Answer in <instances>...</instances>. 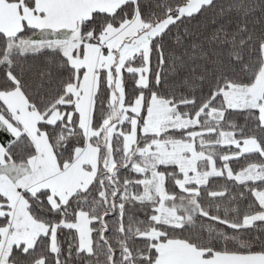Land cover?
<instances>
[{
	"label": "snow or ice",
	"instance_id": "snow-or-ice-1",
	"mask_svg": "<svg viewBox=\"0 0 264 264\" xmlns=\"http://www.w3.org/2000/svg\"><path fill=\"white\" fill-rule=\"evenodd\" d=\"M0 264H264V0H0Z\"/></svg>",
	"mask_w": 264,
	"mask_h": 264
}]
</instances>
